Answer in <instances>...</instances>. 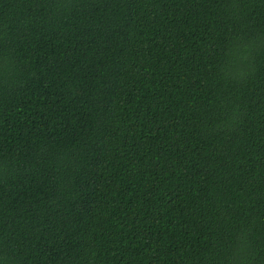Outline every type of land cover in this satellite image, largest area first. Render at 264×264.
Masks as SVG:
<instances>
[{"label":"trees","instance_id":"1","mask_svg":"<svg viewBox=\"0 0 264 264\" xmlns=\"http://www.w3.org/2000/svg\"><path fill=\"white\" fill-rule=\"evenodd\" d=\"M0 264H264V0H0Z\"/></svg>","mask_w":264,"mask_h":264}]
</instances>
